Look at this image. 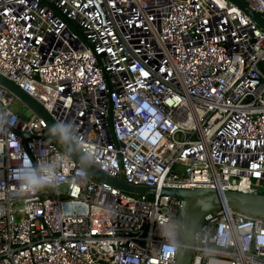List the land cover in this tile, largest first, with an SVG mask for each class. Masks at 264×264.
<instances>
[{
    "label": "built area",
    "instance_id": "built-area-1",
    "mask_svg": "<svg viewBox=\"0 0 264 264\" xmlns=\"http://www.w3.org/2000/svg\"><path fill=\"white\" fill-rule=\"evenodd\" d=\"M0 75L107 177L157 190L97 180L0 86V264H174L182 203L163 188L264 195V31L228 0H0ZM28 157L56 165L51 187L19 186ZM192 249L264 264V217L210 212Z\"/></svg>",
    "mask_w": 264,
    "mask_h": 264
},
{
    "label": "water",
    "instance_id": "water-1",
    "mask_svg": "<svg viewBox=\"0 0 264 264\" xmlns=\"http://www.w3.org/2000/svg\"><path fill=\"white\" fill-rule=\"evenodd\" d=\"M243 11L258 27L264 31V17L252 10L243 0H228ZM0 86L6 88L21 100L38 117L48 124V137L57 140L63 148L94 178L105 182L118 190L133 194L153 197L155 188L133 187L125 183L124 178L111 179L99 171L71 140H60L50 134L52 125L57 124L51 115L35 99L21 90L16 84L0 75ZM26 137L28 135H25ZM160 195L171 196L181 201L182 206L178 217L177 255L174 264H190L193 257L194 236L198 223L208 213L224 206L244 212L251 216L264 217V195L246 194L238 191L218 189H175L163 188Z\"/></svg>",
    "mask_w": 264,
    "mask_h": 264
},
{
    "label": "clouds",
    "instance_id": "clouds-1",
    "mask_svg": "<svg viewBox=\"0 0 264 264\" xmlns=\"http://www.w3.org/2000/svg\"><path fill=\"white\" fill-rule=\"evenodd\" d=\"M9 115H11L9 113ZM0 125L12 127L15 125L14 120H0ZM50 134L57 136L60 140H69L71 138V126L64 123L52 125ZM56 165L46 162L37 161L35 164L31 158L23 159L22 163L13 171L12 176L18 182L19 186L27 192H40L51 187L57 180L54 169ZM173 247L165 245L167 249Z\"/></svg>",
    "mask_w": 264,
    "mask_h": 264
},
{
    "label": "rangeland",
    "instance_id": "rangeland-1",
    "mask_svg": "<svg viewBox=\"0 0 264 264\" xmlns=\"http://www.w3.org/2000/svg\"><path fill=\"white\" fill-rule=\"evenodd\" d=\"M24 103L21 100L16 101V103L13 106V111L20 113L23 119H26L27 116L23 113H21V110L23 108Z\"/></svg>",
    "mask_w": 264,
    "mask_h": 264
}]
</instances>
